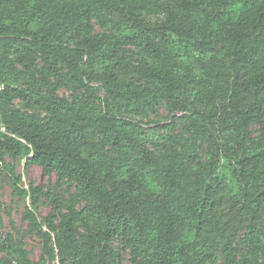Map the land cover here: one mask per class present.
<instances>
[{
    "label": "trees",
    "instance_id": "obj_1",
    "mask_svg": "<svg viewBox=\"0 0 264 264\" xmlns=\"http://www.w3.org/2000/svg\"><path fill=\"white\" fill-rule=\"evenodd\" d=\"M163 103L188 137L118 117ZM6 157L85 206L53 198L43 231L45 194L17 179L44 250L0 230V264H123L115 240L133 264H264V0H0Z\"/></svg>",
    "mask_w": 264,
    "mask_h": 264
},
{
    "label": "rangeland",
    "instance_id": "obj_2",
    "mask_svg": "<svg viewBox=\"0 0 264 264\" xmlns=\"http://www.w3.org/2000/svg\"><path fill=\"white\" fill-rule=\"evenodd\" d=\"M96 31H100L98 26H96ZM134 58H139L136 53ZM126 81H130V79H126ZM60 94L61 96H70V93L67 91H61ZM104 96L105 93L102 92L101 97ZM14 106L23 109V104L19 101H16ZM179 116L180 114L170 116L164 103L155 110H148L147 114L143 117H137L125 112L118 115V117L144 128L149 133L156 124H167L170 122V118L175 117L179 124L177 132H183L185 133V137H188L189 135L183 131L184 126L180 123ZM251 130L254 137L259 136L260 130L257 125H253ZM201 154L205 160L204 148L201 150ZM17 179H20V183L18 184L20 189L28 191L30 188H39L45 194L40 197L41 205L36 214V219L43 231L46 229V218L50 214L55 213L56 210L53 198H57L61 202L63 212H67L70 207L80 210L85 206V203L76 193L74 185L67 180H59L55 174H45L42 167L29 163L26 158L13 160L6 157L5 162H0V206L3 217V225L0 230L4 235H12L28 252L30 259L38 262L43 255V241L38 235L39 231L34 229L25 218L26 213L30 211L31 202L30 198L20 196L15 192ZM227 182L225 196L229 198L235 187L229 183V179ZM112 245L121 255L123 264H133L130 253L125 250L121 241L115 240ZM50 264H58V262L52 261ZM220 264H222L221 260Z\"/></svg>",
    "mask_w": 264,
    "mask_h": 264
}]
</instances>
